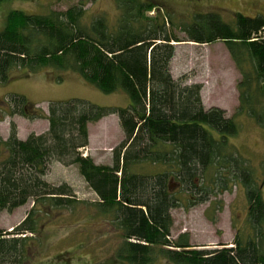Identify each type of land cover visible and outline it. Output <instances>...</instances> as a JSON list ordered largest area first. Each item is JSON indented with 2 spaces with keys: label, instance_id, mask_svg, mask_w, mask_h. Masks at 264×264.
Returning <instances> with one entry per match:
<instances>
[{
  "label": "trees",
  "instance_id": "trees-1",
  "mask_svg": "<svg viewBox=\"0 0 264 264\" xmlns=\"http://www.w3.org/2000/svg\"><path fill=\"white\" fill-rule=\"evenodd\" d=\"M14 1L0 0V6ZM114 2L115 21L105 14L87 20L85 1L44 14L21 9L6 14L0 29V83L21 72L70 71L106 94L124 92L131 103L52 101L46 113L26 96L12 94L9 111L7 105L0 108V122L6 115L49 122L47 132L26 139L19 138L14 121L7 138L0 134V214L34 201L12 231L0 228V264H31L40 216L83 203L67 182L45 179L54 160L77 165L97 194V212L120 232L114 253L121 264L159 259L264 264V190L250 161L230 143L239 133L236 117L246 114L264 126V16L238 12L229 23L215 12L198 13L190 23L177 24L151 0ZM177 31L186 33V39ZM183 41L225 42L242 76L233 117L221 107L206 108L202 83L174 78L171 63ZM113 114L124 139L113 149L112 165L98 164L83 152L90 143V124ZM238 184L248 201L247 227L237 231L231 244L208 248L193 245L187 232L172 236V210L181 206L180 195L187 196L190 208Z\"/></svg>",
  "mask_w": 264,
  "mask_h": 264
},
{
  "label": "rangeland",
  "instance_id": "rangeland-1",
  "mask_svg": "<svg viewBox=\"0 0 264 264\" xmlns=\"http://www.w3.org/2000/svg\"><path fill=\"white\" fill-rule=\"evenodd\" d=\"M80 1L86 2L87 20L105 14L117 19L118 10L114 0H15L0 6V29L8 10L21 9L29 13H47L51 9L66 10ZM161 11L172 14L175 23H190L195 14L218 13L225 22H233L236 13L247 16H264V0H151ZM152 12L151 14H154ZM181 39L187 34L176 32ZM174 78L185 83H202V98L206 108L218 106L233 117L239 105L238 82L242 76L231 57L225 42L198 44L183 41L177 44L171 63ZM62 81H58L59 78ZM12 94H22L36 109L48 112L52 101L83 99L100 106L127 107L129 97L122 91L106 94L86 82L75 72L44 70L29 74L21 72L7 83H0V108L10 109L8 101ZM7 102V104H6ZM5 110H1L4 114ZM1 115V114H0ZM18 127V136L26 139L30 134L48 131L46 119L31 120L21 115H6L0 122V134L7 138L11 122ZM239 133L230 137V143L239 150L255 169L259 184L264 190V126L248 115L236 117ZM124 139V133L116 114L90 124V143L84 154L96 163L113 164V149ZM1 158V157H0ZM147 171L151 167L146 168ZM145 170V169H144ZM45 179L52 184L67 182L83 203L75 209L55 210L50 216H40V231L35 238L36 254L31 264H121L116 260L115 249L121 242L120 232L110 219L101 216L93 205L97 194L88 186L75 164L64 165L52 161ZM178 190V184L172 183ZM181 206L172 210L174 226L172 236L189 233L193 245L208 248L219 244H231L237 231L247 227L248 201L241 184L230 190L212 195L207 202L188 208L187 196L180 195ZM34 206L30 200L12 212L0 214V228L12 231L28 215ZM155 264H171L159 259Z\"/></svg>",
  "mask_w": 264,
  "mask_h": 264
}]
</instances>
